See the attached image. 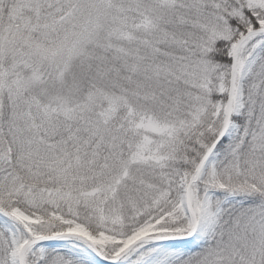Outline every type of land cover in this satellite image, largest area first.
Listing matches in <instances>:
<instances>
[{
  "label": "snow or ice",
  "instance_id": "1",
  "mask_svg": "<svg viewBox=\"0 0 264 264\" xmlns=\"http://www.w3.org/2000/svg\"><path fill=\"white\" fill-rule=\"evenodd\" d=\"M0 264H264V0H0Z\"/></svg>",
  "mask_w": 264,
  "mask_h": 264
}]
</instances>
